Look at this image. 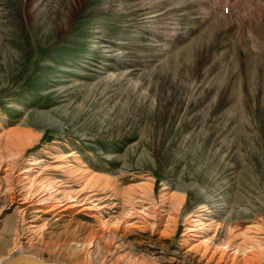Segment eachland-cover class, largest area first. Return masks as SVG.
I'll list each match as a JSON object with an SVG mask.
<instances>
[{
    "label": "rangeland",
    "instance_id": "374dc122",
    "mask_svg": "<svg viewBox=\"0 0 264 264\" xmlns=\"http://www.w3.org/2000/svg\"><path fill=\"white\" fill-rule=\"evenodd\" d=\"M1 168L0 262L264 264V0H0Z\"/></svg>",
    "mask_w": 264,
    "mask_h": 264
},
{
    "label": "bare ground",
    "instance_id": "6f19581e",
    "mask_svg": "<svg viewBox=\"0 0 264 264\" xmlns=\"http://www.w3.org/2000/svg\"><path fill=\"white\" fill-rule=\"evenodd\" d=\"M7 166L9 168L11 167V165H7ZM10 169H6V170H3L2 168L0 169V173L5 174V176H6L5 180L8 179V176L10 173L8 174L7 170H10ZM29 169L30 168L25 169L23 172H26ZM17 179L19 181L20 180L23 181V179H25V178L19 176V177H17ZM20 183H22V182H20ZM34 183H32V184H34ZM30 184H28V186ZM28 190H30V191H28ZM19 194H20V200H19L18 205H19V208H21V209H19L20 212L23 214L28 209L32 210V212H35V214L38 215L37 219H39L40 216L47 215V214H49V215L52 214L53 217L54 216L64 217V215H66L69 212H73V211H77L78 213H82L85 215L90 213L91 216H94L95 214H93V213L96 212V210H97V206L95 204L91 205L89 203V200L86 198L70 197L69 199H66V200H60L58 198H55L52 196V194L49 191V189L47 188V186L45 188H40L39 191L34 192V193H32V187L31 186H29V187L24 186L23 188H20ZM140 218H141L140 215L138 216V214H136V213H131V214L125 216L122 224L124 225V227H127V226L133 224L132 221H134V220L139 221ZM190 224H192V225L188 228V230L186 232V240H187V242L194 243L193 246L196 249H200V248L202 249L203 244L200 240V235H198V230H199L198 228L199 227L195 221H190ZM117 226H116V228H117ZM202 251H203V254L208 255V259H210L211 261L215 260V261L223 263V264H230L231 262H232L231 264H234L236 262V260L238 259V257L236 256L237 253L235 255H232L228 252H219L216 250L209 251L207 246H205ZM8 259H5L4 261L0 262V264H2L3 262H5Z\"/></svg>",
    "mask_w": 264,
    "mask_h": 264
},
{
    "label": "water",
    "instance_id": "95a60500",
    "mask_svg": "<svg viewBox=\"0 0 264 264\" xmlns=\"http://www.w3.org/2000/svg\"><path fill=\"white\" fill-rule=\"evenodd\" d=\"M2 264H64L58 262H47L28 255H14Z\"/></svg>",
    "mask_w": 264,
    "mask_h": 264
}]
</instances>
